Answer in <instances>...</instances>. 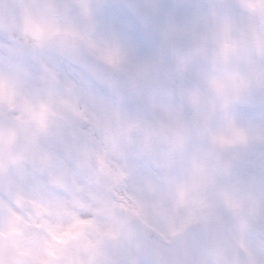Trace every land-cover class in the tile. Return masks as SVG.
Segmentation results:
<instances>
[{"label":"clouds","instance_id":"1","mask_svg":"<svg viewBox=\"0 0 264 264\" xmlns=\"http://www.w3.org/2000/svg\"><path fill=\"white\" fill-rule=\"evenodd\" d=\"M0 264H264V0H0Z\"/></svg>","mask_w":264,"mask_h":264}]
</instances>
